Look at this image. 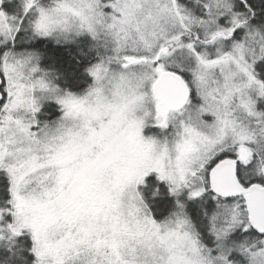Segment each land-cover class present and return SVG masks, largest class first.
<instances>
[{
  "label": "snow or ice",
  "instance_id": "snow-or-ice-1",
  "mask_svg": "<svg viewBox=\"0 0 264 264\" xmlns=\"http://www.w3.org/2000/svg\"><path fill=\"white\" fill-rule=\"evenodd\" d=\"M0 264H264V0H0Z\"/></svg>",
  "mask_w": 264,
  "mask_h": 264
}]
</instances>
